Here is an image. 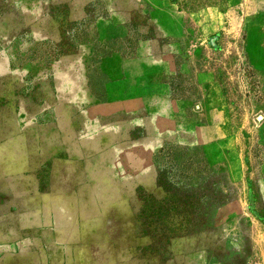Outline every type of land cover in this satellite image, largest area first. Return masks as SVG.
<instances>
[{
  "label": "rangeland",
  "instance_id": "374dc122",
  "mask_svg": "<svg viewBox=\"0 0 264 264\" xmlns=\"http://www.w3.org/2000/svg\"><path fill=\"white\" fill-rule=\"evenodd\" d=\"M192 253L264 261V0H0V264Z\"/></svg>",
  "mask_w": 264,
  "mask_h": 264
},
{
  "label": "crops",
  "instance_id": "0c3cea01",
  "mask_svg": "<svg viewBox=\"0 0 264 264\" xmlns=\"http://www.w3.org/2000/svg\"><path fill=\"white\" fill-rule=\"evenodd\" d=\"M143 1H145V0H143ZM164 15L155 14L154 16H152V18H153V20H156V23L158 24V26L160 25V27L162 28L161 30L165 32V33L164 32L163 33L166 37L169 38V36H172L178 40L182 39L184 36L183 31H182V27H180V28L171 27V26H168L167 23L164 22V17L165 18L170 17V16H176L177 17L178 14L173 12L171 15L170 14H167V15L164 14ZM144 33H145V35L148 34L149 33L148 29ZM154 43H155V46H157L154 49V52L156 54L160 55L158 58H156V61L160 60L159 62L162 64L161 68H163L165 70L168 69V71L171 70L170 67L173 68V64H174L173 56H174V53L176 52L177 49L174 48V46H169V45L164 46L160 42H158V40H151V39L145 40V42L142 44L143 46L139 50L142 55L139 57L137 62L138 63L142 62L143 65H148V63H152V60H150V58H149L150 56L148 54L152 55V47H154ZM140 79H141V77H140ZM210 79H211V76L209 73H202V74L197 75L196 82L203 84V83L210 82ZM131 80L132 81L130 83L133 84L134 79L131 78ZM148 80H149L148 83L152 84V79L149 78ZM144 82H145V80H144ZM136 84L138 85V84H140V82H138L136 80ZM145 92H146V95H148L146 90H145ZM141 101H142V99L133 100V102H134V108L133 109L135 112H138V110L142 107ZM216 112L220 113L221 116L224 115L222 109H221V111H216ZM204 257L201 254L192 253V255H191L192 259L189 260L192 262H188V264H218L216 262L211 263L209 260H205ZM259 264H264V261L262 260Z\"/></svg>",
  "mask_w": 264,
  "mask_h": 264
}]
</instances>
